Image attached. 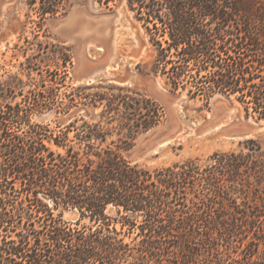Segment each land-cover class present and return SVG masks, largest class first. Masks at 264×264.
I'll use <instances>...</instances> for the list:
<instances>
[{
  "label": "rangeland",
  "instance_id": "rangeland-1",
  "mask_svg": "<svg viewBox=\"0 0 264 264\" xmlns=\"http://www.w3.org/2000/svg\"><path fill=\"white\" fill-rule=\"evenodd\" d=\"M44 1L0 0V82L15 90L2 101L52 104L35 111L32 121L50 125L55 134L68 126L69 145L77 150L86 148L75 137L85 121L100 124L107 133L101 146L119 148L132 165L154 175L195 162L199 173L181 183L182 202L201 220L159 245L163 264H264V119L248 115L235 96L217 92L208 100L192 97L190 84L173 89L157 71L156 47L126 0H57L58 12L45 17ZM142 97L163 110L161 122L147 130L137 128L132 107H125ZM251 138L262 151L245 147ZM234 158L251 165L231 174L213 166ZM172 209L166 206L161 216L167 219ZM107 212L115 215L116 209L110 204ZM63 217L77 221L80 211L64 209ZM144 219L140 214L139 223ZM81 222L91 224L89 218ZM135 235L126 237L136 247L129 261L155 264L142 257L138 248L147 244L141 237L132 242Z\"/></svg>",
  "mask_w": 264,
  "mask_h": 264
},
{
  "label": "trees",
  "instance_id": "trees-1",
  "mask_svg": "<svg viewBox=\"0 0 264 264\" xmlns=\"http://www.w3.org/2000/svg\"><path fill=\"white\" fill-rule=\"evenodd\" d=\"M126 1L156 47L157 71L167 75L173 89L190 84L192 97L208 100L217 92L235 96L248 115L264 119V0ZM59 3L45 0L44 17L55 15ZM9 90L15 91L0 82V264H147L129 261L136 247L126 237L134 233L132 242L141 237L147 244L138 248L142 257L163 264L159 245L201 220L182 202L181 183L199 173L195 162L154 175L132 165L119 148L101 146L107 133L87 121L75 134L86 148L77 150L69 145L68 126L55 134L50 125L32 121L35 111L52 104L3 102ZM130 105L125 107H132L139 130L161 122L162 106L152 98ZM49 143L66 152L57 153ZM245 147L263 149L252 138ZM236 158L228 166H213L231 174L251 165ZM110 204L115 215L107 212ZM181 204L183 209L176 207ZM166 206L173 208L167 219L161 216ZM59 207L78 208L80 218L64 219L63 210L55 213ZM140 214H145L141 223ZM84 218L91 224H82Z\"/></svg>",
  "mask_w": 264,
  "mask_h": 264
}]
</instances>
